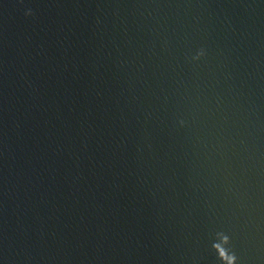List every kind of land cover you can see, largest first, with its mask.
I'll use <instances>...</instances> for the list:
<instances>
[{"label": "water", "instance_id": "water-1", "mask_svg": "<svg viewBox=\"0 0 264 264\" xmlns=\"http://www.w3.org/2000/svg\"><path fill=\"white\" fill-rule=\"evenodd\" d=\"M228 249L264 264V0H0V264Z\"/></svg>", "mask_w": 264, "mask_h": 264}, {"label": "clouds", "instance_id": "clouds-1", "mask_svg": "<svg viewBox=\"0 0 264 264\" xmlns=\"http://www.w3.org/2000/svg\"><path fill=\"white\" fill-rule=\"evenodd\" d=\"M30 14H31V9L28 10V12L26 13V15H30ZM202 55H204L203 50H201L197 54V57L196 58H198L199 56H202ZM216 235L222 237L223 240L226 241L227 244H229V239L230 238H229L228 235L224 234L223 232H219ZM228 255H229L230 259H231V264H237L238 257L236 256V254L228 249Z\"/></svg>", "mask_w": 264, "mask_h": 264}]
</instances>
